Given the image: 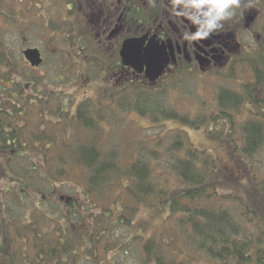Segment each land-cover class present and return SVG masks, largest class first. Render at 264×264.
I'll use <instances>...</instances> for the list:
<instances>
[{
	"label": "trees",
	"instance_id": "obj_1",
	"mask_svg": "<svg viewBox=\"0 0 264 264\" xmlns=\"http://www.w3.org/2000/svg\"><path fill=\"white\" fill-rule=\"evenodd\" d=\"M12 6V0H0V178L10 167L11 153L27 148L30 152H39L43 156L41 161L22 156L40 179L47 180L53 185L60 178L70 183L73 180L72 184L82 186L81 192L88 195L86 196L88 201L85 199L87 207H102L99 195L105 191L113 193L121 188L129 190L127 195H130L129 198L133 201L123 205L122 201L119 204L118 200H115L112 205L115 207L120 205L118 220L112 219L102 223L101 214L111 217L112 207L99 213L98 217L88 215L92 221V232L84 255L75 251L78 238L76 237L75 241L70 237L71 234L78 235L79 232L71 233L68 225L65 227L63 219L53 218L46 213L45 219L50 223L45 222V231L39 222L32 224L31 221H25L22 225H15L6 203V196L8 192L16 193V186L2 189L0 184V264H80L83 260L86 264H118L120 251L115 252L112 260H108L105 255L108 254V250L118 248L112 232L117 228H130L133 225L132 211L135 213L139 210L140 204H146L149 198L157 200V203L150 204L151 206L167 201L168 217L173 219L174 224H171V229L159 231L149 237L137 236L143 239L141 255L130 264H264V177L255 178L251 175L254 183V189L250 188L252 198L219 193L217 180L224 172L218 166L216 158L209 151L187 143L185 136L178 134L169 148L172 152L169 166L184 184V187L176 190L158 186L159 181H154L151 177L155 172L151 155H157V150L147 151L135 159H126L125 153L121 154L118 150L107 152L103 149L106 140L103 139L99 121H103L104 117L95 110L84 111L83 108L90 105L89 102L81 104L78 124L65 118L64 122L62 121L63 126L60 127L63 132H58V127L49 134L47 129L29 130L28 137L30 139L33 137L39 143H24L23 126L18 123L19 116L27 112L42 114L40 107L47 105V99L53 97V92L49 87L38 88L36 86L38 79L32 81L28 78L23 63L6 38L7 27L11 25L12 20L15 21L11 17H14ZM15 75L27 83L31 82L28 93L25 92L24 83L21 81L19 83L18 78L15 80ZM5 81L18 82H13L15 86L13 89ZM251 88L245 84L243 92L226 86H221L218 90L219 117L227 121L231 129L234 128L233 112L240 111L246 100L255 106L264 103V98L261 97L263 87L259 88L255 95L251 93ZM14 90L16 93H13ZM138 104L136 100L135 105ZM52 105L61 103L55 101ZM147 106L145 104V108L137 113L154 124L165 122L166 119H175L187 125L195 124L196 127H199L198 124L201 125L199 123L201 118L192 119L186 114L179 113L175 107H166L162 102L157 108ZM48 109L52 112L48 117L44 118L38 114L43 121L47 120L46 124L53 119L59 123L61 117L65 116L60 109L58 112L51 107ZM214 117L215 115H212L209 118ZM242 128L245 133L242 150L246 155H253L264 142V122L248 119ZM69 133L74 139L71 143L66 142L70 140L67 135ZM60 139L63 142H60ZM44 140L59 143L55 144L56 146L51 145L55 151L49 154L45 152ZM65 149L70 151L69 158L64 156ZM78 169H82L80 175ZM82 181H86V186L81 185ZM101 190L103 192L99 194ZM119 194H116L117 199ZM73 195L67 198L72 199ZM75 205L76 201L73 199L68 202L69 212L65 213L64 218L75 213L73 212L77 208ZM1 209H5L6 217H3ZM33 225L35 227H32ZM2 226H5L3 240ZM11 226H15V232L10 230ZM40 231L44 233L40 234ZM126 238L128 236L124 237L125 242L121 241L120 247L126 248L131 240L135 239ZM102 255L105 258L104 263L100 261Z\"/></svg>",
	"mask_w": 264,
	"mask_h": 264
},
{
	"label": "rangeland",
	"instance_id": "obj_2",
	"mask_svg": "<svg viewBox=\"0 0 264 264\" xmlns=\"http://www.w3.org/2000/svg\"><path fill=\"white\" fill-rule=\"evenodd\" d=\"M17 1L18 0H12L14 17H11L15 21L12 20L11 25L9 24L8 27L6 26L8 30L6 38L12 49L19 56V60L23 61V67L28 74V78L32 81L35 78L38 79V84L36 86L42 88L43 82L51 84L54 76L63 73L62 68L66 66L64 63L65 61L61 60L62 52L57 50L58 43L65 39V37L63 38V36L57 34V30L62 23L61 15L57 11L58 8L53 6L56 4L54 0ZM48 5L53 11L48 9L49 15L45 21H42L44 17H42L40 13L43 9H46ZM25 48L42 49L45 60L39 68H32V66L26 63V59L22 53V50ZM87 73V77H81V80L74 81L69 87V90L77 94V96L82 97V94L90 90L89 84L93 83L95 80L90 82L88 76L93 79L96 78L98 69L95 67L92 69V65H90ZM71 74H74V72ZM84 78L85 80H82ZM244 78L248 80V70L244 72ZM18 79L22 80L19 76ZM196 79L197 80L187 78L184 79L183 82L177 80L175 87L171 89L170 93H160L159 99L163 101L162 103H164L166 107H175L177 111L183 115L186 114L192 119L197 118V120L201 118V122H199L201 125L198 124L199 127H196L195 124L187 125L175 119H166L165 122L154 124L152 121L143 118L141 114L129 109L122 114L124 122L121 126L116 123L118 122L117 120H114L115 124L111 126L101 123L103 139H109V137H111V139H107L103 149L107 152L118 150L121 154L125 153L124 158L126 159H135L136 157H141V155L147 151L157 150V155H151V162L155 169L151 177L154 181H159L157 183L158 186L176 190L184 187V184L180 182L178 176L174 174L169 166V159L172 158V152H170L171 150L169 148L174 142L175 137L181 134L185 136L184 138L187 140V143L192 144L198 149L209 151L216 158L218 166L224 172L217 180L219 183L217 186L219 193L252 198L253 195L250 188L254 189V183L252 182L253 179L251 175L255 178L264 177V142L255 154L246 155L242 150L245 141V133L242 127L248 119H258L264 122V103H262L261 106H255L250 101L246 100L240 111L233 112L234 128L231 129L227 121L219 117L220 111L217 104L218 90H220L219 86L225 85L231 89L236 88L238 91H243L244 85L241 83L236 85L232 81L227 80L230 79L227 76L222 77L220 75H215L214 78L200 77ZM22 82L24 83V80H22ZM5 83L10 84L9 81H5ZM65 100L68 104L74 103V97H72V95L67 94ZM36 113L37 112H27L19 116L18 123L23 126L22 134L25 139L24 143H39V141H36L33 137H31V139L28 137L29 130L43 129L41 126L43 120L38 116V114L40 115L41 113ZM49 115L51 114H47L44 118ZM212 115H215V117L210 119ZM46 123L48 122L45 120V129H47L48 134L51 130L55 129V127H58V132H63L62 128H60L64 124L62 121L58 123L56 119H53L49 124ZM67 135L70 140L66 142H73L74 139L71 137L70 133ZM60 142L63 141L60 139ZM43 144H45V152L49 154L55 151V148L51 147V145L56 146L55 144L59 143L44 140ZM69 146L68 148L70 149ZM69 149L63 150V152H66L64 155L66 158L70 157ZM13 155H15V157H13ZM11 156L12 160L10 167L7 173L0 178V184L2 185V189L5 187L10 189L11 186H16L17 192H8L6 196V203L13 217V223L15 225H22L25 221H31L32 224L39 222L40 226H42V229L45 231V224L50 223V221H46L45 219L47 214L53 218L57 217L63 219L65 221V227L68 225L71 233L75 231L79 232L78 235H75L76 233L70 235L75 241L78 238L75 251L79 254L82 253L86 255L85 250L89 245V238L92 232V221L89 219L88 215L98 217L99 213H103L112 207L113 212L110 213L111 217L110 215L109 217H105L104 214H101L102 223L104 224V222L111 221L112 219L118 220L120 202L122 201V204L125 205L133 201L129 198L130 195H127L129 191H127V189H116L113 193L109 191L103 192V190H101L99 194L103 193L99 196L103 206L89 208L85 205V199L88 201L86 197L88 195L81 192L82 186H75L76 184H72L73 180H71L70 183V181L64 178H60L59 181L54 182V185L47 180H42L37 175V172L31 168L27 160L22 157H33L36 161H41L43 159L41 153L30 152L29 149L26 148L13 151ZM42 166L43 165H40V167ZM81 173L82 169H78V174L80 175ZM12 176L16 177L12 178ZM75 181L76 178L74 182ZM82 183L81 185H85L86 181H82ZM24 190L27 192L25 193ZM120 190L123 191L119 194L118 192ZM74 192L75 195H73ZM116 194H119L118 199ZM70 195H73L72 199L76 201L75 206L77 208L73 211L76 214L73 213L70 216L68 215V218H64L66 215L65 213L69 210L68 202L72 200L67 198V196ZM102 195H104V197ZM66 199L68 200L66 201ZM1 200H3L2 197ZM115 200H118L119 203L116 207L112 205ZM166 202L167 201L158 203L156 206H151L150 204L157 203V200L155 198H149L146 204H140V209L135 213L130 209L133 215V225L130 228L123 227L113 230L112 237H116L118 248L113 251L108 250V253L112 252L114 257L115 252L117 253V251H120L118 264H130L133 259L139 258L143 239L137 236L145 238L159 231L164 232L167 229H171V224L174 223L173 219L168 217L169 205ZM1 212L3 217H6L5 209H1ZM32 227H35V225ZM4 229L5 226H2V240L4 239ZM10 230L15 232V226H11ZM66 230L68 231L67 228ZM43 233V231H40V234ZM125 236H128L126 240H129L130 237L135 239L131 240L126 248L124 246L120 247L119 244L121 241L125 242ZM30 237L32 240L34 239L32 233H30ZM104 260V255H102L100 261L104 263ZM80 264H86V262L83 260Z\"/></svg>",
	"mask_w": 264,
	"mask_h": 264
},
{
	"label": "flooded vegetation",
	"instance_id": "obj_3",
	"mask_svg": "<svg viewBox=\"0 0 264 264\" xmlns=\"http://www.w3.org/2000/svg\"><path fill=\"white\" fill-rule=\"evenodd\" d=\"M54 1L56 6H53L58 8L62 21L57 34L65 37L58 43L57 50L62 52L61 60L66 66L62 68L63 73L54 76L51 84L43 82V86L53 92V97H46L47 105L40 107L43 117L52 113L48 109L51 107L56 112L59 109L63 111L65 116L61 121L66 118L78 124L81 104L89 102L90 105L83 109L103 115L104 120L99 121L100 124L111 126L117 120L121 126L125 111L138 112L145 108V104L157 108L163 102L159 99L160 93H170L177 80L214 78L215 75L227 76L230 78L227 80L236 85H250L253 95L263 87L261 97L264 98V0H242L236 15L223 21V28L215 35L205 41L191 42L186 41L183 35L195 32L196 26L184 17L171 14L169 0H156L155 6L150 0ZM48 9L53 11L49 5L46 6L40 13L44 17L42 21L49 15ZM142 36L145 38L143 50L151 43L157 44L161 56L167 60L163 73L155 80L148 77L146 63L142 71H138L125 64L120 55L127 38ZM26 49L30 48L22 50L24 57ZM38 49L43 59L39 65H33L25 57L32 68H39L45 60L42 49ZM90 65L92 69H98L97 77L88 76L90 82L95 81L89 84L87 93L77 96L69 87L81 77H87ZM247 70L248 80H245L244 72ZM16 78L18 75H15V80H18ZM13 82L10 86L15 89ZM24 85L28 93L32 84L24 80ZM232 90L243 92L236 88ZM67 94L74 97V103L66 102ZM136 100L138 105H135ZM55 101L61 105L53 106ZM44 123H41L43 129Z\"/></svg>",
	"mask_w": 264,
	"mask_h": 264
},
{
	"label": "clouds",
	"instance_id": "obj_4",
	"mask_svg": "<svg viewBox=\"0 0 264 264\" xmlns=\"http://www.w3.org/2000/svg\"><path fill=\"white\" fill-rule=\"evenodd\" d=\"M171 14L184 17L196 26L195 32H185L186 41L207 40L223 28V21L232 19L241 8L242 0H169ZM155 6L156 0H150ZM251 7V5H249ZM113 253L109 252L108 260Z\"/></svg>",
	"mask_w": 264,
	"mask_h": 264
},
{
	"label": "water",
	"instance_id": "obj_5",
	"mask_svg": "<svg viewBox=\"0 0 264 264\" xmlns=\"http://www.w3.org/2000/svg\"><path fill=\"white\" fill-rule=\"evenodd\" d=\"M144 39L143 36L127 38L123 42L120 55L125 64L132 65L138 71H142L143 65L146 63L148 77L155 80L163 73L167 60L161 56L157 44L151 43L143 50ZM24 55L33 65H39L43 60L38 48L26 49Z\"/></svg>",
	"mask_w": 264,
	"mask_h": 264
}]
</instances>
